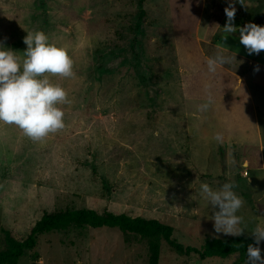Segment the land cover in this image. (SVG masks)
<instances>
[{"label": "rangeland", "instance_id": "obj_1", "mask_svg": "<svg viewBox=\"0 0 264 264\" xmlns=\"http://www.w3.org/2000/svg\"><path fill=\"white\" fill-rule=\"evenodd\" d=\"M247 2L236 10L237 29L264 25V0ZM228 5L143 0L139 19L138 0H0L5 47L22 56L26 32L43 30L67 45L76 73L52 77L71 101L62 106L64 129L33 142L0 125V226L22 238L44 211L84 207L156 218L199 250L232 237L215 232L200 184L231 179L245 201L240 236L252 237L264 225V51L249 55L238 30L222 39ZM217 53L235 59L209 74L206 60ZM205 85L214 102L200 112ZM147 244L117 227L85 225L42 234L17 264H148ZM259 247L264 256V241ZM235 261L180 255L160 240L159 264Z\"/></svg>", "mask_w": 264, "mask_h": 264}, {"label": "clouds", "instance_id": "obj_2", "mask_svg": "<svg viewBox=\"0 0 264 264\" xmlns=\"http://www.w3.org/2000/svg\"><path fill=\"white\" fill-rule=\"evenodd\" d=\"M238 2L244 4L243 0ZM224 11L227 19L222 39L238 30L240 43L249 55L264 51V25L249 22L237 29L232 0ZM26 33L23 38L26 48L22 56L0 42V125L15 126L24 137L42 142L49 135L64 129L65 112L62 106L71 103L68 91L52 77L72 79L76 73L67 45L51 40L43 30ZM233 58L221 53L208 57L207 72L216 74L218 68L230 64ZM239 84L242 87L240 80ZM205 92L204 101L197 106L200 112L208 111L214 102L209 85H205ZM214 139L222 142V134L217 133ZM237 187L231 179L217 188L204 182L200 184L199 196L212 207L211 220L218 234L240 236L244 233L240 227L243 218L238 213L245 201L235 191ZM250 234L255 243L247 246L245 264H264L259 247L264 241V225L257 224Z\"/></svg>", "mask_w": 264, "mask_h": 264}, {"label": "trees", "instance_id": "obj_3", "mask_svg": "<svg viewBox=\"0 0 264 264\" xmlns=\"http://www.w3.org/2000/svg\"><path fill=\"white\" fill-rule=\"evenodd\" d=\"M143 0H138L139 19L145 15L142 8ZM85 225L93 228L117 227L123 235L135 234L148 241V264H159L160 240H164L178 254L197 251L201 258H225L234 255L239 264L246 260L248 244H254L253 237L232 236L227 239L212 238L202 243L199 250L191 246L184 247L172 237L173 227L156 218L130 216L125 213H113L108 210L101 212L92 208H65L44 211L35 221L29 233L17 238L10 230L0 226L3 236V247L0 250V264H17L18 260L28 251L35 248L42 234L79 229ZM185 264V263H184Z\"/></svg>", "mask_w": 264, "mask_h": 264}, {"label": "crops", "instance_id": "obj_4", "mask_svg": "<svg viewBox=\"0 0 264 264\" xmlns=\"http://www.w3.org/2000/svg\"><path fill=\"white\" fill-rule=\"evenodd\" d=\"M243 3H244V4H240L239 2H238V3L233 2V4H234L236 10L242 9V10L244 11V10L246 9V5L248 6V4H247L248 2H247V0H246L245 2L243 1ZM253 5L255 6L256 4L253 3ZM235 13H236V12H235ZM236 15H237V14H236ZM243 15H244L243 13H240V14L237 15V17L239 18V20H237V22L241 20V18L243 17ZM240 17H241V18H240ZM223 19H226V15H225L224 17H221V20H223ZM258 21H259V19H256L255 23H259V22H260V21H259V22H258ZM244 24H246V23H244ZM211 42H212V41H210V43H211ZM219 47H222V46L219 45ZM222 48H223V47H222ZM249 60H250V59H249ZM262 65L264 66L263 63H262ZM243 165H246V166H247V165H248V161H245ZM244 171H245V170H244Z\"/></svg>", "mask_w": 264, "mask_h": 264}, {"label": "built area", "instance_id": "obj_5", "mask_svg": "<svg viewBox=\"0 0 264 264\" xmlns=\"http://www.w3.org/2000/svg\"><path fill=\"white\" fill-rule=\"evenodd\" d=\"M243 174H244V175H246V174H247V172H246V171H244V172H243Z\"/></svg>", "mask_w": 264, "mask_h": 264}]
</instances>
